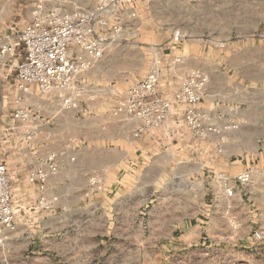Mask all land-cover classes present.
I'll return each mask as SVG.
<instances>
[{
	"label": "crops",
	"instance_id": "0c3cea01",
	"mask_svg": "<svg viewBox=\"0 0 264 264\" xmlns=\"http://www.w3.org/2000/svg\"><path fill=\"white\" fill-rule=\"evenodd\" d=\"M139 4L151 6V16ZM137 5L142 25L149 19L192 22L180 32L178 42L173 32L159 37L160 92L170 95L179 88L180 79L176 81L174 74L181 78L200 68L209 82L199 106L216 126L237 127L194 140L180 122V111L162 127L135 138L134 123H121L111 114L109 87L98 84L101 62L86 75L89 91L74 110L62 109L58 99L33 89L25 106L39 125L36 135L30 142L16 135L14 145L0 149L17 208L15 229L5 233L0 245V264H197L211 250L253 246L249 234L264 221V182H257L250 165L264 151V112L242 108L246 100L237 96L244 90L240 82L207 70L212 65L218 68L219 62L192 67L186 56L174 54L210 52L231 34L236 38L230 46L234 61L247 54L249 66L255 67L254 54L264 53V44H259L264 40V0H137ZM178 5L191 12L169 9L165 16L159 11L161 6ZM225 20L232 22L230 33L224 31ZM255 38L261 39L252 43ZM13 108V93L0 91V127L6 112L14 124ZM19 138L23 142L16 144L14 139ZM53 151L62 154L60 172L48 181L58 202L54 211H38L34 209L38 189L25 176ZM246 169L252 171V183L238 189L231 200L230 215L239 224L240 235L225 242L222 238L230 227L223 198L213 193L211 178L218 173L234 177ZM95 174L102 182L89 193L88 178Z\"/></svg>",
	"mask_w": 264,
	"mask_h": 264
},
{
	"label": "built area",
	"instance_id": "2783aa9c",
	"mask_svg": "<svg viewBox=\"0 0 264 264\" xmlns=\"http://www.w3.org/2000/svg\"><path fill=\"white\" fill-rule=\"evenodd\" d=\"M138 14L137 0H94L92 4L84 0H30L27 22L17 35L0 38V91L13 93L14 103L11 112L14 124L6 129H10L8 134L21 135L26 142L36 135L39 125L32 110L25 106L33 89L40 95L58 99L64 110L76 109L89 91L86 75L114 46L128 39ZM181 37L180 32L173 33L174 41H180ZM21 50L22 58L18 59ZM162 61L161 54L156 52L146 75L130 86L111 109L119 122L134 123L133 137L162 127L171 115L180 111V122L194 140L206 139L211 134L220 136L237 127L235 124L216 126L208 112L199 106L209 82L208 74L200 68L188 70L174 93H161ZM60 155V152L48 153L26 173V180L38 189L34 205L38 211L56 209L58 195L49 190L48 181L60 172ZM68 159L74 161L73 156ZM101 182V176H89V193L98 189ZM211 182L213 193L223 198L230 227L222 239L233 241L239 237L240 229L230 215L231 200L238 189L252 183V171L246 169L234 177L213 174ZM16 214L7 166L0 162V243L7 231L15 229ZM249 237L253 245L264 242V221L252 228Z\"/></svg>",
	"mask_w": 264,
	"mask_h": 264
},
{
	"label": "rangeland",
	"instance_id": "374dc122",
	"mask_svg": "<svg viewBox=\"0 0 264 264\" xmlns=\"http://www.w3.org/2000/svg\"><path fill=\"white\" fill-rule=\"evenodd\" d=\"M84 1L87 4H92L91 0ZM29 2L30 0H0V38L10 39L17 35L27 22ZM141 6L142 5L139 4L140 8H142ZM145 8H147L146 10L149 11L151 16V6H144L142 10ZM169 9L172 12H183V10L187 13L191 12L189 7L185 8L182 5L171 7L161 6L159 11L164 12L166 16L168 15L167 12ZM142 18L144 19L143 14L140 13V21H135L134 28L129 34L128 39L117 44L106 53L100 64L102 68H98V70L101 71L100 77H102L98 84L108 86L109 93L111 94L110 99L107 101V103H109L108 107H113L119 103L128 88L141 80L149 71L154 62L155 54L158 52L156 46L158 45L160 36L166 31L183 33V30L189 29L192 23L183 20L149 19L148 22L142 25ZM223 23L225 26L224 31L230 33L232 22L230 20H225ZM258 39L260 40L261 38H255L252 43H258ZM234 41H236V38L229 34L225 38V41L221 42L223 44L221 47L217 46L216 49L210 52L204 54L194 52L186 55L175 53L174 56H186L192 67L203 66V64L211 65L210 63L214 64L213 61L219 62L217 65L218 68L212 65L206 69L212 72H220L221 79H227V77L229 78L230 76L233 81L236 80V82H240L244 90H239L237 96H245L246 100V104H244L242 108L249 106L255 109L257 114H262L264 112V53L254 54L256 55L255 67H251L252 63L249 66L247 54H244L245 57L239 61H234L230 47L233 45ZM243 43L247 44L248 42L244 40ZM259 44H264V40L259 41ZM238 62H241L240 65L237 64ZM233 64H236V66H233ZM174 79L179 81L181 78H179L178 74H174ZM4 115L6 116H3L2 120L5 124L0 127V140L2 141V143H0L1 150L11 143L14 145L12 140L17 137L15 134H8L10 133V129L9 131L6 129L12 128L13 125L12 122L8 120V112ZM261 135L264 138V134ZM14 140L16 144L23 142V139L21 140L20 138L19 140ZM12 149L15 151L17 150V148ZM260 152V156L255 158L254 163H252L250 167L254 169L257 182L263 183L264 151ZM11 155L12 157H16L13 156L16 155L15 152ZM0 162H3V160ZM241 170L238 173H240ZM3 244L2 239L0 245ZM3 249V251H5L4 246ZM236 249L237 248L233 249L230 246H224L218 251H208L207 259L202 260L201 263L197 262V264H264V242L254 244L250 249Z\"/></svg>",
	"mask_w": 264,
	"mask_h": 264
}]
</instances>
